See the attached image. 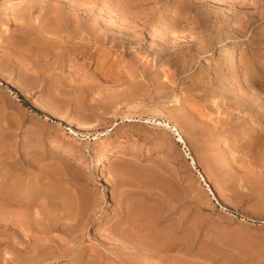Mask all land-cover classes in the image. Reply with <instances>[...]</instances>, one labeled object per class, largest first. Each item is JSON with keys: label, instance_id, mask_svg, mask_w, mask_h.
Returning <instances> with one entry per match:
<instances>
[{"label": "rangeland", "instance_id": "374dc122", "mask_svg": "<svg viewBox=\"0 0 264 264\" xmlns=\"http://www.w3.org/2000/svg\"><path fill=\"white\" fill-rule=\"evenodd\" d=\"M0 80V264H264V0H0Z\"/></svg>", "mask_w": 264, "mask_h": 264}, {"label": "bare ground", "instance_id": "6f19581e", "mask_svg": "<svg viewBox=\"0 0 264 264\" xmlns=\"http://www.w3.org/2000/svg\"><path fill=\"white\" fill-rule=\"evenodd\" d=\"M242 6V5H241ZM239 28V27H238ZM231 51V49H230V47H227V51L225 52V54H228L229 52ZM253 54V53H252ZM249 59H251V58H249ZM250 62V61H249ZM253 62V61H252ZM243 63V62H242ZM247 63H248V61H247ZM250 64V63H249ZM254 65V64H253ZM252 66V65H251ZM253 67V66H252ZM251 67V68H252ZM246 68V67H245ZM250 69V68H249ZM253 69V68H252ZM257 69V68H256ZM243 71V70H242ZM241 71V72H242ZM247 72V71H246ZM243 74H245V71L243 72ZM255 74V73H254ZM260 74V73H259ZM1 81V80H0ZM246 81V80H245ZM244 82V81H243ZM224 83V82H223ZM240 87L241 88H243L244 90H248L247 88L249 87H247V84L246 83H240ZM247 92H249V91H247ZM250 93V92H249ZM247 94V93H246ZM228 95V94H227ZM248 97V96H247ZM241 98V97H240ZM250 98H251V95H250ZM238 99V98H237ZM242 99V98H241ZM240 100V99H239ZM254 100V99H253ZM234 101H236V98H231V100H230V102H234ZM258 101V100H257ZM256 100H255V102H254V104H258V102H257ZM225 102V101H224ZM252 102V103H253ZM230 104V103H229ZM238 104V107L239 108H241L242 110H252L251 109V106L249 105V104H247V101H242V100H240V102L239 103H237ZM236 104V105H237ZM262 104H264V103H262ZM41 109H43L44 111H46L48 114H50V115H54V116H56L57 118H58V121H59V123H67V124H71V122H68L64 117H60V116H57L51 109H49L48 107H46L45 105H42V104H40V105H38ZM255 106V105H254ZM262 110V109H261ZM261 110H259V111H256V115H254V120L256 121V122H258L259 124H260V126H259V131H260V133H259V135L258 134H256V135H258L257 136V139H262V138H264V111H261ZM254 113V112H253ZM258 127V126H257ZM257 130V129H256ZM254 139V138H253ZM252 140V139H251ZM256 141H258V140H256ZM260 142V141H259ZM256 144V143H255ZM67 150V149H66ZM68 152V151H67ZM108 157V154L106 153H104V156H101V157H99L98 159H97V166H99V167H102V164H103V161L106 159ZM211 189V191L213 192L214 190H213V188L211 187L210 188ZM136 229V228H135ZM131 230H132V228H131ZM138 232V231H137ZM141 237V236H140ZM157 238V237H156ZM139 239V238H138ZM142 239V238H141ZM146 239V238H145ZM161 239V238H160ZM155 240V239H154ZM150 241H152V240H150ZM166 241V240H165ZM180 242V241H179ZM176 243H177V241H176ZM152 244V243H151ZM166 244H170V243H166ZM183 244V243H182ZM171 245V244H170ZM176 245V244H175ZM160 246V245H159ZM164 246V245H163ZM161 248H162V246H161ZM160 248V249H161ZM168 249V248H167ZM174 249V248H173ZM164 251V250H163ZM167 252V251H166ZM168 253V252H167Z\"/></svg>", "mask_w": 264, "mask_h": 264}]
</instances>
